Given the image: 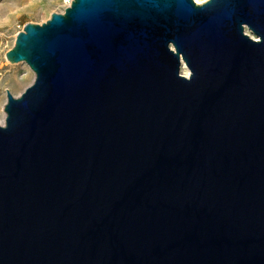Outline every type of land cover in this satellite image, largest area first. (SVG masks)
<instances>
[{
  "label": "water",
  "instance_id": "water-1",
  "mask_svg": "<svg viewBox=\"0 0 264 264\" xmlns=\"http://www.w3.org/2000/svg\"><path fill=\"white\" fill-rule=\"evenodd\" d=\"M6 57L0 264H264V0H72Z\"/></svg>",
  "mask_w": 264,
  "mask_h": 264
},
{
  "label": "rangeland",
  "instance_id": "rangeland-1",
  "mask_svg": "<svg viewBox=\"0 0 264 264\" xmlns=\"http://www.w3.org/2000/svg\"><path fill=\"white\" fill-rule=\"evenodd\" d=\"M69 1L0 0V121L6 116L7 90L19 97L35 81L30 66L24 62L11 63L6 57L7 52L14 47L18 33L27 23L46 22L53 13L64 12ZM185 74H189L188 69Z\"/></svg>",
  "mask_w": 264,
  "mask_h": 264
},
{
  "label": "bare ground",
  "instance_id": "bare-ground-1",
  "mask_svg": "<svg viewBox=\"0 0 264 264\" xmlns=\"http://www.w3.org/2000/svg\"><path fill=\"white\" fill-rule=\"evenodd\" d=\"M196 2L201 3L199 0H196ZM183 70L185 71L186 69H183ZM5 119H6V116L3 117V120L0 121V124L4 125Z\"/></svg>",
  "mask_w": 264,
  "mask_h": 264
},
{
  "label": "built area",
  "instance_id": "built-area-1",
  "mask_svg": "<svg viewBox=\"0 0 264 264\" xmlns=\"http://www.w3.org/2000/svg\"><path fill=\"white\" fill-rule=\"evenodd\" d=\"M71 2H72V0H70V1H69V5H68V6H70V5H71ZM68 6H67V7H68Z\"/></svg>",
  "mask_w": 264,
  "mask_h": 264
}]
</instances>
